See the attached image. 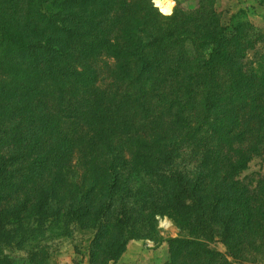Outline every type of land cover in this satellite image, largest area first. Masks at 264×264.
Here are the masks:
<instances>
[{"label":"trees","instance_id":"1","mask_svg":"<svg viewBox=\"0 0 264 264\" xmlns=\"http://www.w3.org/2000/svg\"><path fill=\"white\" fill-rule=\"evenodd\" d=\"M216 1L0 0V264L55 218L104 262L156 216L164 264L264 256V34Z\"/></svg>","mask_w":264,"mask_h":264},{"label":"rangeland","instance_id":"2","mask_svg":"<svg viewBox=\"0 0 264 264\" xmlns=\"http://www.w3.org/2000/svg\"><path fill=\"white\" fill-rule=\"evenodd\" d=\"M157 1L151 0L153 7L161 14L164 13L160 9H171L169 14H164L170 15L176 2L192 10L199 0H167L170 3L167 8L158 5ZM216 8L223 24L229 23L230 17L239 13L241 19L249 21L264 34V0H217ZM254 58L253 53L249 54L250 60ZM261 170L264 171V164L254 161L248 173ZM25 229L20 247L11 245L4 250L15 264H164L169 259V242L180 238L179 229L169 218L156 216L153 232L127 239L122 255L116 261L104 262L89 255L93 234L80 231L66 219H49L41 226L29 224ZM211 248L224 252L217 243ZM249 264H264V256Z\"/></svg>","mask_w":264,"mask_h":264}]
</instances>
